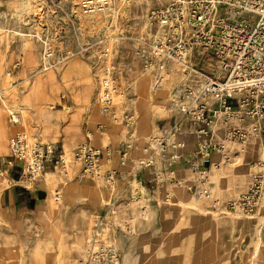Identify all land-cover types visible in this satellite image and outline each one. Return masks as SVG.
I'll return each mask as SVG.
<instances>
[{
    "label": "rangeland",
    "instance_id": "obj_1",
    "mask_svg": "<svg viewBox=\"0 0 264 264\" xmlns=\"http://www.w3.org/2000/svg\"><path fill=\"white\" fill-rule=\"evenodd\" d=\"M169 1L110 0L107 9L85 13L78 0H0V91L4 93L0 126L11 129L5 134L0 128L6 145L5 150L0 146V165H6L8 142L21 128L29 138L32 135L51 145L53 151V160L34 181L20 178L19 167H10L16 174L13 187L31 191L35 199L14 203V218L0 215V264H76L81 258L83 249L80 252L72 242L74 226L67 227L70 236L63 246L55 240L49 248L43 241L48 226L46 206L37 204L36 199L49 193V203H59L52 196L55 182L61 198L64 194L70 196L69 191L65 192L70 183L91 184L97 192L107 189L102 197L95 191L93 197H79L67 205L68 213L78 221L80 205L91 207L88 233L98 219L108 224L101 222L103 240L95 253L97 262L92 264H108L109 258H114V264H264V188L255 211L249 215L224 206L244 192L252 170L248 163L264 159V150L251 142L238 147L229 164L210 170L213 193L221 203L217 209L202 198H196L198 207L189 205L194 195L185 184L172 183L163 176L152 181V168L137 165L147 138L175 117L168 108V93L181 78L180 65L155 60L145 67L138 54L153 34L151 12ZM49 43L53 56L47 64L42 52ZM191 59L199 61L200 56ZM71 63L72 71L61 80V71ZM106 66L111 72L120 71L113 112L117 116L131 114L133 123L129 126L115 121L110 113L92 112L94 106L99 107L98 79ZM142 74L147 81L155 76L146 93L138 79ZM160 78L162 86L157 88L154 84ZM21 92L33 108H18L23 125H17L9 121L6 110L17 109L14 100ZM63 104L68 105V111ZM96 123L102 124L96 135L103 140L95 143L113 150L111 160H103V165L120 170L112 186L103 179L83 175L79 162L75 172L71 169L78 161L72 148L83 140L85 126L93 128ZM69 126L75 131L71 139ZM121 150L128 157L124 166L118 163ZM5 176H0V195L6 191L2 180ZM180 176L188 179L192 173L187 168ZM90 200L95 203L88 204ZM143 205L145 210L141 209ZM107 226H111L109 237L113 243L105 236ZM104 241L114 245L113 252ZM180 241H187L186 252Z\"/></svg>",
    "mask_w": 264,
    "mask_h": 264
},
{
    "label": "built area",
    "instance_id": "obj_2",
    "mask_svg": "<svg viewBox=\"0 0 264 264\" xmlns=\"http://www.w3.org/2000/svg\"><path fill=\"white\" fill-rule=\"evenodd\" d=\"M78 4L84 12H94L107 9L111 2L78 0ZM151 18L153 34L138 54L143 64L155 60L179 64L181 78L168 100L174 120L147 138L137 165L152 168V181L163 176L172 183L185 184L193 195L217 209L221 203L213 193L210 170L229 163L238 147L251 142L264 150V0H171L153 10ZM43 55L53 56L50 43L43 47ZM197 56L199 61H190ZM119 72L106 66L98 79L96 100L104 113L129 126L133 123L131 114L117 116L113 112ZM3 94L0 91L1 103ZM7 115L11 123L19 122L18 112L7 110ZM101 127L100 123L94 128L85 126L83 140L72 151L83 175L112 186L120 170L105 167L103 160L110 161L113 150L92 140L94 131ZM187 135L194 138L190 151L185 150ZM52 153V148L19 129L10 138L5 163L19 167L20 178L34 181L53 160ZM214 155L217 160H212ZM181 160L189 164L192 177L178 175L175 165ZM118 161L119 166L128 163L125 150L120 151ZM250 167L244 192L224 203L228 210L248 215L255 211L264 188V159L251 161ZM3 172L0 167V176ZM60 193L57 182L53 183L55 202ZM141 209L146 208L143 205Z\"/></svg>",
    "mask_w": 264,
    "mask_h": 264
},
{
    "label": "crops",
    "instance_id": "obj_3",
    "mask_svg": "<svg viewBox=\"0 0 264 264\" xmlns=\"http://www.w3.org/2000/svg\"><path fill=\"white\" fill-rule=\"evenodd\" d=\"M66 58H63V60ZM191 62H196L192 59H190ZM73 63L69 64L67 66V68L64 71H61V80H65V77L68 75V73L70 71H72L73 68ZM159 65V64H158ZM155 77V76H154ZM152 77V78H154ZM150 78L149 81H147V76H145L144 74L141 75V77H139L138 79H140V83L144 89V92L146 93L147 90V85L150 82V80L152 79L151 76L148 77ZM57 76H56V71H55V81L57 82ZM89 81V80H88ZM87 81V82H88ZM162 86V83L161 85ZM26 92V91H25ZM25 92H21V94L17 95V98L14 100L18 107L17 109H13L12 111L18 112L19 116H20V110L18 108H26L28 111H30V108L32 109V105L27 104L24 98V93ZM170 93V92H169ZM168 93V95H169ZM169 97V96H168ZM169 99V98H168ZM47 100V99H46ZM45 101V100H44ZM42 101L41 104L44 102ZM92 106L93 103H92ZM95 107V106H94ZM93 107L92 112L94 111H98L99 112V107L96 109ZM68 105L63 104V109H65L66 111H68ZM169 108V107H168ZM6 109V108H5ZM8 110V109H7ZM6 110V111H7ZM100 113V112H99ZM19 123L20 125L23 123H21V116L19 119ZM4 125V124H2ZM72 126V125H70ZM69 126V132L68 135L70 137V139L75 135V131L73 129H70ZM90 127V126H89ZM1 128V126H0ZM92 128V127H91ZM94 128V127H93ZM22 129V128H21ZM11 130L7 125H4V132L5 134H7V132ZM96 133H98L97 131H94V133L92 134V140L95 143L102 141L103 138L99 137L98 135H96ZM32 138H35L31 135ZM83 138H84V130H83ZM95 140V141H94ZM193 140V142H192ZM81 142V141H80ZM184 142L186 144V151H190L191 149H193L194 146V138L191 135H188L185 137ZM96 144V143H95ZM48 147H51V145H49ZM67 153V152H66ZM112 158V157H111ZM110 158V160H111ZM217 156L214 155L212 157V160H217ZM255 159H252L249 161L248 165L250 166V162L254 161ZM109 162V161H107ZM230 163V162H229ZM223 164L219 169L223 168L224 166H226L227 164ZM78 164L77 162L73 163L72 165V170L75 172L76 169L78 168ZM187 162H185L184 160H181L180 162H178L175 165V168L177 170L178 175H182L185 173V169L188 168ZM3 170H4V174H6V176L2 179L3 180V184L4 187L6 188V191H4L1 195H0V215L5 217V219H11L14 218L16 216V209H15V205L14 203L19 202V201H24V199L28 202H31L32 200L35 199V195L34 193H31V191L26 190H17L15 187H13L12 181L14 180L13 177L15 174V171H13L10 166H6L5 164H1L0 165ZM251 168V167H250ZM72 175V174H71ZM138 182V181H137ZM93 185L91 184H87L86 186H83L81 184H73L70 183L69 185H67L65 192L67 193V191L70 192V196L67 197L66 194H64V196L58 199L59 203H49V193L45 198H37V204L43 206L45 208L46 206V219L48 220V226L46 227V229L44 230V234H43V241L45 242V244L49 247L52 248L53 243L55 240L59 241V245L63 246L64 241L66 239L69 238L70 236V232L67 230V227L70 225L71 227H73V230L71 231L72 233V242L74 243L75 247L77 250H81L83 249V251L80 253V257L78 260H76V264H83L84 262V258H85V248H86V244H87V237H88V231H89V215H90V210L91 207L88 206L87 204H83L80 205V209H79V216H80V220H76L75 217H73L72 215H70V213H68V206L71 202H73V200L77 199V198H81V197H93L92 194H94L93 192H95V187H92ZM27 189V188H26ZM107 192V189H99V192L96 191V193L98 195H100L102 197V195ZM51 194V193H50ZM54 200V199H53ZM92 200V199H91ZM89 201L88 204H94V201ZM196 200V201H195ZM57 201V202H58ZM45 202V203H43ZM129 204V202H126V205ZM189 205H192L193 207H198V203H197V199L195 197H192L189 201H188ZM87 206V207H86ZM200 208V207H199ZM73 214V213H71ZM100 220V219H99ZM101 221V220H100ZM102 223H104L105 225L107 223L101 221ZM108 225V224H107ZM85 227L82 230V227ZM111 226H107V233H106V237L107 239L111 241L110 239V235L111 234V230L110 229ZM75 229V230H74ZM79 229V230H78ZM113 243V242H112ZM179 244H181V246L183 245V248H185V252H186V248H187V241H180ZM38 248V244L36 245V249ZM184 252V253H185ZM36 254L40 255V253L38 252V250H36L35 252ZM182 256L185 257L186 253L183 254ZM181 256V257H182ZM69 262H66V264H68Z\"/></svg>",
    "mask_w": 264,
    "mask_h": 264
},
{
    "label": "bare ground",
    "instance_id": "obj_4",
    "mask_svg": "<svg viewBox=\"0 0 264 264\" xmlns=\"http://www.w3.org/2000/svg\"><path fill=\"white\" fill-rule=\"evenodd\" d=\"M103 10H105V9H103ZM103 10H100V11H103ZM93 12V11H92ZM95 12V11H94ZM85 13H90V12H85ZM47 46V45H46ZM106 48H108V47H106ZM43 57L45 58V60H46V63L48 64V62H47V59L48 58H46V56L45 55H43ZM145 65V67H149V65H150V62H149V64H144ZM178 66V65H177ZM163 68V66H160V68L159 69H162ZM164 69V68H163ZM180 76V75H179ZM162 78H160L158 81H157V83L156 84H154V86H156L157 88L161 85L160 83H162ZM171 93V92H170ZM170 93H169V97H170ZM120 95V94H119ZM122 95V94H121ZM100 108V107H99ZM99 112L100 113H104L103 111H102V109L100 108L99 109ZM18 124H20L19 122L17 123V125ZM1 127H2V129H4V125H1ZM4 137H2V136H0V146H1V148L3 149V150H5V148H6V145H5V141H4ZM30 139H32V137H30ZM10 141V140H9ZM8 144H9V142H8ZM62 159H63V155H62ZM62 162L64 163V160H62ZM75 162H79V161H74L73 163H75ZM64 165V164H63ZM73 165V164H72ZM194 197L195 198H197L198 199V197L197 196H195L194 195ZM101 226H103L102 224H101V221L98 219L96 222H94V225H93V227H91V232L89 233V235H88V238H87V244H86V248H85V258H84V262H83V264H88V263H90V264H92V263H94V262H97V259H96V255H95V253L97 252V249L99 248V242L101 241V240H103L102 238H101V229H102V227ZM104 245L106 246V247H108L110 250H111V252H113L114 251V245L112 244V243H109V242H105L104 241ZM106 263H108V264H114V258L113 259H107V261H106Z\"/></svg>",
    "mask_w": 264,
    "mask_h": 264
}]
</instances>
